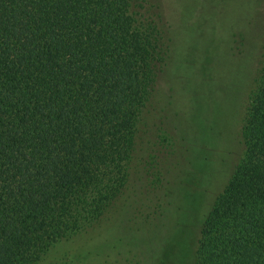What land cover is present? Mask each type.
Wrapping results in <instances>:
<instances>
[{
	"label": "trees",
	"instance_id": "obj_1",
	"mask_svg": "<svg viewBox=\"0 0 264 264\" xmlns=\"http://www.w3.org/2000/svg\"><path fill=\"white\" fill-rule=\"evenodd\" d=\"M137 1L0 0V264L94 256V227L112 221L117 202L140 201L141 136L170 53L166 30L142 19ZM257 1L241 0L240 117L222 158L240 155L201 223L196 264H264V60L249 37ZM83 236L84 255L51 257ZM130 252L109 262L97 250L96 264H140Z\"/></svg>",
	"mask_w": 264,
	"mask_h": 264
},
{
	"label": "rangeland",
	"instance_id": "obj_2",
	"mask_svg": "<svg viewBox=\"0 0 264 264\" xmlns=\"http://www.w3.org/2000/svg\"><path fill=\"white\" fill-rule=\"evenodd\" d=\"M137 3L142 19L154 20L166 30L170 53L166 66L160 65L162 59L158 63L159 98L148 103L154 118L141 136L135 182L140 201L117 202L109 212L112 221L94 227L99 236L92 242L94 256L67 257L62 260L65 264H96L95 253L101 249L109 262L120 258L119 252L132 250L140 264H196L201 223L240 155L237 147L222 158L230 144L228 124L239 113L237 86L245 74L241 69L244 43L236 30L241 27V0ZM263 8L264 0H258L249 31L257 43L256 53L263 54L261 60ZM248 44L250 49L251 40ZM78 238L56 245L51 257L78 251L87 237ZM89 245L79 253L84 255Z\"/></svg>",
	"mask_w": 264,
	"mask_h": 264
}]
</instances>
